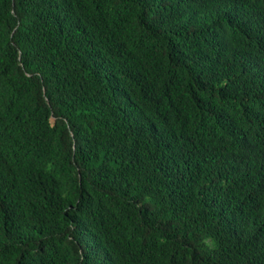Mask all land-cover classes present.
<instances>
[{"label":"trees","instance_id":"trees-1","mask_svg":"<svg viewBox=\"0 0 264 264\" xmlns=\"http://www.w3.org/2000/svg\"><path fill=\"white\" fill-rule=\"evenodd\" d=\"M0 264H264V0H0Z\"/></svg>","mask_w":264,"mask_h":264}]
</instances>
